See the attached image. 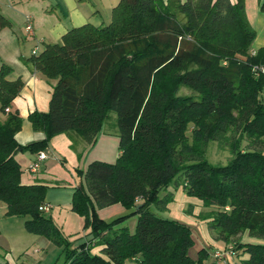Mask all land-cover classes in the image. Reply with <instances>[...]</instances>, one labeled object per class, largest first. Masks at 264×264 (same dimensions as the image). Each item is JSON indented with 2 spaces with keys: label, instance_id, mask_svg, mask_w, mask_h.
<instances>
[{
  "label": "trees",
  "instance_id": "16d2710c",
  "mask_svg": "<svg viewBox=\"0 0 264 264\" xmlns=\"http://www.w3.org/2000/svg\"><path fill=\"white\" fill-rule=\"evenodd\" d=\"M111 16L107 25L72 28L26 60L53 82L48 111L28 117L42 140L16 142L22 119L7 110L23 83L7 80L11 68L0 67L7 215L24 218L26 232L60 248L62 264H215L216 249L191 258V229L149 209L165 212L169 188L180 187L205 209L199 218L213 241L230 248L233 264H264V45L251 51L256 33L245 0H119ZM9 24L0 15V30ZM183 87L191 95H180ZM111 112L120 154L76 171L71 207L88 234L75 244L40 208L47 187L20 182L15 154H37L63 133L94 145ZM211 142L229 151L226 165L207 161ZM113 205L129 213L98 217ZM133 217L131 232L124 223ZM244 235L261 242H242Z\"/></svg>",
  "mask_w": 264,
  "mask_h": 264
},
{
  "label": "crops",
  "instance_id": "0c3cea01",
  "mask_svg": "<svg viewBox=\"0 0 264 264\" xmlns=\"http://www.w3.org/2000/svg\"><path fill=\"white\" fill-rule=\"evenodd\" d=\"M87 1L89 0H0V15L10 23L0 30V67L8 65L11 68L7 80H21L23 83L21 92L12 100L7 110V113L16 112L22 119L21 130L15 135L16 142L21 146L44 138L42 132L33 130L28 117L35 111H48L53 85V82L46 80L26 60L32 56L34 50L41 52L46 43H59L62 36L72 28L87 23L96 27L103 25L102 21L92 23L93 19L100 15V8L93 4V8L89 9ZM118 1L104 0L109 22L112 8ZM261 1L263 0H245L247 20L256 33L251 45L253 53L264 45V13L260 10ZM96 3L104 4L102 0H96ZM27 20L33 25L32 36L25 30ZM252 21L257 25L259 32L254 28ZM5 118V115L0 114L1 120ZM116 135L107 132L103 126L96 143L90 146L82 139L66 133L53 136L48 146L40 151L46 158L41 162L37 174H32L28 166L36 161L38 154L28 151L15 154V160L21 169L20 182L23 185L39 183L47 187L45 204L50 209L46 215L51 217L62 234L75 244L88 234V231L83 229V218L76 215L71 207L74 188L80 181L76 171L85 170L94 160L115 162L120 154ZM182 195L185 197L183 202L200 207V204L193 202L184 193ZM119 206L122 205H113L106 209H117ZM102 211L104 209L97 211L98 216ZM98 251L99 249H95L93 252ZM0 264L11 263L1 258Z\"/></svg>",
  "mask_w": 264,
  "mask_h": 264
},
{
  "label": "rangeland",
  "instance_id": "374dc122",
  "mask_svg": "<svg viewBox=\"0 0 264 264\" xmlns=\"http://www.w3.org/2000/svg\"><path fill=\"white\" fill-rule=\"evenodd\" d=\"M89 9L93 8V4L97 5L100 9V15L94 18L92 23L99 21L103 22V25H107L108 21V9L104 0L102 3H96V0L87 1ZM253 20V18H252ZM100 23V22H99ZM254 28L259 32L257 25L252 21ZM180 95H191V92L187 88H182L179 92ZM261 100L264 103V87L261 93ZM104 127L107 132L117 134L116 114L111 112L109 117L104 122ZM242 146H246L244 143ZM205 157L207 161L215 165H226L230 158V153L227 149H221L217 143L211 142L207 146ZM65 172V171H64ZM170 192L174 193L173 200L167 207L165 212H157L154 205L150 206V210L157 216L164 217L170 220H176L177 222L189 227L191 229L193 245L188 251V256L193 259L198 258V252L202 249L211 252L217 247H223L222 243L215 242L210 236L206 223L199 218V213L205 211L201 206L193 207V210L188 213L189 204L183 202L185 198L182 193L183 189L180 187L177 190L169 188ZM199 204L197 201H193ZM119 208V209H118ZM129 211L125 210L122 206L117 209H104L99 214V218L104 221H111L120 216L128 214ZM137 218L129 219L124 223L129 231L133 232ZM24 218L16 216H8L6 205L0 202V259H5L11 264H62L63 256L61 249L53 246L45 237H37L24 230ZM242 242L259 243L258 239H250L246 235L241 239ZM217 244L219 246H217ZM213 248V249H212Z\"/></svg>",
  "mask_w": 264,
  "mask_h": 264
},
{
  "label": "built area",
  "instance_id": "2783aa9c",
  "mask_svg": "<svg viewBox=\"0 0 264 264\" xmlns=\"http://www.w3.org/2000/svg\"><path fill=\"white\" fill-rule=\"evenodd\" d=\"M26 26H25V30L29 35H33V25L32 22L30 20H27L26 22ZM37 50H34L33 53H36ZM264 69H262L263 71ZM37 159L36 161H34L33 163H31L28 168L29 171L32 174H37L38 171L40 170V166H41V162L46 158L45 154H43L42 152H38L37 153ZM42 211H44L45 213L49 211L50 208H48L47 205H44L42 207H40ZM230 251V248H225L223 247H217L216 250L213 252L212 254V258L214 260L215 264H233L232 261V254Z\"/></svg>",
  "mask_w": 264,
  "mask_h": 264
}]
</instances>
